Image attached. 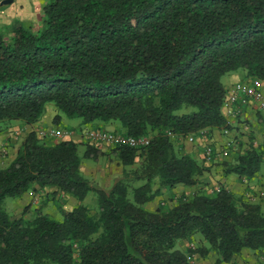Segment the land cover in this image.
<instances>
[{"label": "trees", "instance_id": "16d2710c", "mask_svg": "<svg viewBox=\"0 0 264 264\" xmlns=\"http://www.w3.org/2000/svg\"><path fill=\"white\" fill-rule=\"evenodd\" d=\"M240 70L264 81V0H49L39 27L0 26V134L14 121L36 124L53 103L56 124L80 118L150 139L103 150L31 130L0 167V264H194V253L222 264L245 249L264 264L261 201L223 183L207 189L215 166L248 184L258 179L264 136L255 144L250 132L246 149L240 142L210 165L183 143L235 128L223 111V77ZM80 144L86 157L122 164L110 187L81 171ZM180 185L194 190L175 192ZM47 187L78 200L72 210L57 201L61 220L42 207L27 217L28 207L15 216L2 206ZM91 191L97 210L84 203ZM198 233L195 248L177 247Z\"/></svg>", "mask_w": 264, "mask_h": 264}, {"label": "crops", "instance_id": "0c3cea01", "mask_svg": "<svg viewBox=\"0 0 264 264\" xmlns=\"http://www.w3.org/2000/svg\"><path fill=\"white\" fill-rule=\"evenodd\" d=\"M13 1V2H12ZM11 4L4 3V0L2 1V4L0 5V24L7 25L9 23L17 22L19 26H24V24L27 22L29 24L28 27H34L37 28L40 25V22L42 20V0H12ZM25 27V26H24ZM226 76V77H225ZM225 87L227 90H229L233 84L236 82H247L251 81V79L247 78L245 76V72L237 71L232 72L227 75H225ZM260 85L264 90V81H260ZM224 111V110H223ZM225 112V111H224ZM57 114L56 106L53 103H49L47 105L45 114L41 118L39 122L32 126H22L20 122L14 123L13 126L8 128L6 131L0 134V167H4L8 165L12 159L16 156L17 149L21 143V141L25 138V136L34 128H48L51 126H58V124L54 123V117ZM263 116L264 113L262 111H258L255 107H245L244 113L240 115V118L244 120V118L251 120V124H256L257 121L261 124L263 122ZM228 118V121L234 125H237L238 120L237 117L239 115H228L226 116ZM239 129L234 128L232 129L231 133L232 135L235 134V141L238 143V146L240 144V139H245V137H241L240 131L242 130V125L239 124ZM60 128V127H59ZM110 129H113L114 127L110 126L108 127ZM225 135L220 130H214L212 133V137L208 138V142L206 143L204 141L199 142L200 145L195 146V144L198 142L197 140L194 144L193 148H189V146L185 147L187 152L197 156L200 158V154L202 155V152L206 150V144H210V148L214 149V151L220 150V147L224 143ZM72 140L76 142H81L80 137L73 136L71 138ZM231 144V143H229ZM188 148V149H187ZM6 149L7 153L3 154L2 150ZM106 150V149H103ZM81 171L85 173L86 175H89L90 177H93V179H96V183L99 184L102 187H110L113 183V180L115 177L120 175L123 171L122 164L114 158H108L105 164L99 163L94 166L93 164H88L86 161L81 162ZM217 173V174H216ZM209 178L211 180L210 186L214 185L215 183H223L226 188L229 190H232L234 192H237L242 189L241 185L239 184V179L236 175H228L224 176L222 169H216L215 167L212 168L211 173L209 174ZM194 190V188L185 187V186H178L174 189L175 192H182V191H191ZM167 192L164 196L157 197L155 201L151 202L147 205V207L151 210H155L160 202L164 199V197L168 196ZM57 201H63V208L67 210H72L78 203V200L74 198L73 196L64 194L60 190H58L57 187H47L45 189H37L35 191H29L23 196L15 199V211L20 216L24 212L25 208L28 207L27 214H31L34 212L35 209L42 207L44 212L51 215V213H56L57 207ZM262 201V200H261ZM264 206V200L261 202ZM53 207V208H52ZM26 214V216H27ZM184 242H181V246L184 247ZM250 253V251H247L246 249L243 251V253L236 258L233 259V263H238V258L242 257L243 255ZM214 256V255H213ZM210 257V255L208 256ZM207 258H202L207 260ZM246 263V260H244ZM227 264V263H223ZM229 264V263H228Z\"/></svg>", "mask_w": 264, "mask_h": 264}, {"label": "rangeland", "instance_id": "374dc122", "mask_svg": "<svg viewBox=\"0 0 264 264\" xmlns=\"http://www.w3.org/2000/svg\"><path fill=\"white\" fill-rule=\"evenodd\" d=\"M2 1L3 0H0V5L2 4ZM49 0H42V10L45 6V4L48 2ZM13 2V1H12ZM12 2H9L8 4H11ZM42 21V20H41ZM41 25V22L40 24ZM0 26H7L9 28H12V27H16V26H19V24L17 22H12V23H9L7 25H2L0 24ZM25 27H28L29 24H27V22L24 24ZM34 28V27H33ZM242 71V70H240ZM244 72V71H242ZM226 77V76H225ZM225 77H223V82L225 83ZM237 120H238V123L237 125H234L235 128H240L239 127V124L242 125V130L240 131V135L241 137H245L244 141L243 139H240L239 141L243 143V147L241 149H246L249 145V133L254 131L255 134H256V139H255V144H257L261 139L262 137L264 136V122H261V124L257 121V123L254 125V124H251V120L249 119H246L244 118V120H242L241 118L237 117ZM17 121H14L13 123H16ZM81 119L80 118H69L67 116H64L63 119L60 121V123L58 124V126L60 128H63V129H66V130H70L71 131V136L69 137H66L67 139H71L73 136H77V137H80L81 141L84 142V141H87L83 135L85 134V131H90V130H93V126L90 125V124H87V125H82L81 126ZM56 126V125H55ZM57 127V126H56ZM41 128V127H40ZM40 128H35L37 131L40 129ZM105 130H111V131H114L113 129H110V128H105ZM232 131H228V132H225L223 133L225 135V138H224V143L222 144V146L220 147V150L219 152L218 151H214V149H211L210 148V144H206V150L202 152V155L200 154V158L205 160V163L207 165H210L212 163V158L214 156V158L216 159H219L218 161H221L223 159H226L230 156V153L231 152H234L235 150L239 149V146H238V143L235 141V134L232 135L231 133ZM196 136V140L198 141L195 146L197 145H200L199 142L201 141H204L206 143V141L208 139H205V138H202L201 136H198V135H195ZM66 138H52L54 141H60V140H63V139H66ZM89 142V141H87ZM208 142V141H207ZM185 147L189 146V148H193L194 144H190L189 142L187 141H183ZM231 143V144H229ZM109 147V145H103L101 148L102 149H106ZM86 148L87 146L85 144H80L79 146V155L81 156V159L82 161H86L88 164H93L94 166H96L99 163H102V164H105L108 157L107 156H100L99 159H94V158H91V157H86L85 156V152H86ZM188 149V148H187ZM207 149H211V152H212V157L211 159H207V156H206V151ZM2 153L3 154H6L7 153V150L6 149H3L2 150ZM216 169H221V167H218V166H215V170ZM217 174V173H216ZM84 175L89 178L93 183H96V179H93V177H90L89 175H86L84 173ZM259 178L258 179H255L253 180L250 184L247 183V180H239V184L241 185L242 189L235 192L237 193V195H242L244 194L246 197H249V199L253 200V201H263L264 200V196H261V191L264 190V169L263 171L260 173V175L258 176ZM219 184L215 183L214 185H211V186H208L207 189H209V191H212V187L215 188V187H218ZM169 197V193H168V196L167 197H164V200L168 199ZM15 199L16 198H7L5 199V201L3 202L2 206L3 208H5L7 211H9L11 214L17 216L19 215V212L17 213L15 211ZM261 201V202H262ZM84 203L86 205H88L91 209L93 210H97L98 209V197H97V194L94 192V191H91L89 192V194L87 195V197L85 198L84 200ZM63 201H62V206H63ZM58 210H56V213H51V216L56 219V220H61L63 219V214L61 212V210L59 209L58 205L56 204V206ZM53 208V207H52ZM31 215L30 214H27V217H30ZM203 238V236L198 233L197 234V237L195 240H193V244H189L188 242L186 241H183L185 244H184V247H186L187 245L192 247V248H195L197 243H199L200 239ZM177 247L178 248H182L181 246V242H179L177 244ZM247 251H250V253L248 252V254L246 255H243L242 257L238 258L237 262L238 263H233L232 261L229 262V264H255L256 263V257L253 255L252 251L250 249H246ZM236 258V257H235ZM192 259H193V262L194 264H216L215 261H216V257L215 255L213 256V254L211 253L210 254V257H208V259L204 261V259H202L201 257H199L198 254L194 253L192 255ZM246 260V263L245 261ZM223 264V263H222ZM228 264V263H227Z\"/></svg>", "mask_w": 264, "mask_h": 264}, {"label": "built area", "instance_id": "2783aa9c", "mask_svg": "<svg viewBox=\"0 0 264 264\" xmlns=\"http://www.w3.org/2000/svg\"><path fill=\"white\" fill-rule=\"evenodd\" d=\"M255 107L258 111L264 113V90L260 85V81L251 80L247 82H236L227 91L223 110L225 115H242L245 107ZM38 134L42 138H66L71 136V131L56 126L48 128H40ZM83 137L90 143L102 147L103 145H114L127 143L132 146H143L150 142L148 136L134 137L126 136L123 133H118L105 129H93L85 131ZM67 139V138H66ZM181 139V137H180ZM184 140L189 143H195L196 136L188 135ZM207 159H211V149L206 151ZM261 196H264V190L261 191Z\"/></svg>", "mask_w": 264, "mask_h": 264}, {"label": "water", "instance_id": "95a60500", "mask_svg": "<svg viewBox=\"0 0 264 264\" xmlns=\"http://www.w3.org/2000/svg\"><path fill=\"white\" fill-rule=\"evenodd\" d=\"M12 0H4V3H9L11 2Z\"/></svg>", "mask_w": 264, "mask_h": 264}]
</instances>
